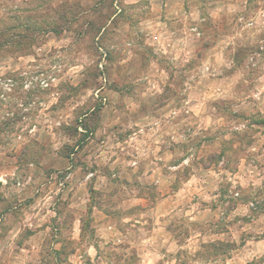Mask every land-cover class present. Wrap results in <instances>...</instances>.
<instances>
[{
  "label": "rangeland",
  "instance_id": "rangeland-1",
  "mask_svg": "<svg viewBox=\"0 0 264 264\" xmlns=\"http://www.w3.org/2000/svg\"><path fill=\"white\" fill-rule=\"evenodd\" d=\"M177 3L0 0V42L4 45L0 50V176L6 181L0 184L2 208L17 203L21 188L17 183L31 191L47 183L53 170H59L56 180L64 184L74 168L109 172L85 159L91 148L85 145L100 123V111L114 100L108 91H121L120 102L125 107L130 104L126 94L138 95L145 86V80L133 78L140 77L145 60L177 58L183 62L187 56L182 50L175 51L176 55L154 53L147 45L146 28H162L156 16L167 8L172 12L171 28L195 26L205 31L194 57L178 67L182 81L161 83L178 93L168 101L178 110L169 119L187 118L182 120L184 140L174 160L181 165L171 188L177 190L190 174L210 168L211 172L199 178L203 187L183 208L192 202L203 210H215L205 212L203 223L189 220L184 210L176 211L170 217L171 230L182 242L198 233L219 232L225 237L224 245L214 250L209 244L199 248V237H193L177 252V263L239 264L228 258L236 254L243 239L264 236V0H232L229 5L225 0H184L186 6L198 5L200 15L195 21ZM214 39L221 41L223 51L209 46ZM130 58L128 70L122 60ZM128 72L130 79L125 76ZM103 115H110L108 109ZM55 151L71 160V169H66L64 161L57 163V169H43L42 162L55 163V156L50 155ZM116 181L113 190L92 194L91 181H87L86 197L91 205L105 206L125 232L119 207L122 199L134 194L154 199L156 194ZM60 196L57 205L62 215L54 227L63 240L58 245L48 237L40 256L31 257L29 264H98L84 255L90 244L109 264H141L142 242L127 245L100 240L90 226V211L68 209ZM77 198L82 200V194ZM74 218L82 221L78 241L70 239ZM137 233L142 235L143 230ZM60 243L63 253H54ZM250 263L264 264V255Z\"/></svg>",
  "mask_w": 264,
  "mask_h": 264
},
{
  "label": "crops",
  "instance_id": "crops-1",
  "mask_svg": "<svg viewBox=\"0 0 264 264\" xmlns=\"http://www.w3.org/2000/svg\"><path fill=\"white\" fill-rule=\"evenodd\" d=\"M176 1L180 11L181 9L184 13L189 11L190 15H194L192 18L194 21L199 19L198 5L187 4L186 6L183 4L184 0ZM231 2L232 0H225L224 4L229 5ZM167 4L164 6L167 7ZM171 13L165 8L156 16L162 28H146L147 45L154 53L176 55L177 51L182 50L187 56L182 59L183 62L177 58H168L170 59L167 60L168 62L157 59L145 60V68L140 77L132 76L135 80H145L144 88L139 90L138 95L126 94L125 97L130 104L128 102L125 107L120 102L123 98L121 91L109 90L108 92L111 93L109 95L114 100L112 104H107L101 109L100 123L93 132H90L87 139L89 142L85 147L91 145V148L85 154V159L93 160V165L99 169L106 167L109 172L101 173L97 170L85 172L80 171L79 168L71 169V160L68 157H61L57 151L50 154L55 156L56 161L49 165L42 162L43 169L46 171L57 169V163L64 161L67 163L66 169L72 170L66 175L68 182L64 184L57 181V175L60 172L53 170L48 175L47 183L39 184L31 191L25 190L24 184L17 183L21 187L16 197L17 203L6 208L0 206V264H29L31 257L40 256L43 242L50 236L59 245V240L63 238L56 232L54 225L60 222L62 215L57 205L60 194L64 207L84 212L90 211L92 219L90 226L94 228L95 237L100 240L125 241L127 245L135 241L142 242L143 246L139 249L138 255L142 258L141 264H179L177 252L185 249L186 242H190L193 237H199L196 238L199 248L210 243L225 241L224 233L207 232L188 236L182 242L171 230L170 217H173L176 211L184 210L189 220L203 223L205 212L212 210H203L197 207L198 203L192 202H189L185 209L183 208L184 204L187 205L191 198L194 199V194L203 187V182L199 178L202 174L211 172L210 168H202L190 174V177L177 190L174 191L171 188L177 176V169L181 165H176L174 160L178 155L179 144L184 140L182 120L187 118L169 119L171 114H176L178 110L177 107L168 104V101L176 97L178 93L176 88L172 90L161 87V83L182 81L178 67L185 62L188 63L194 57L200 48L197 42L205 34V31H200L195 26L171 28L173 23L170 22ZM220 42L219 39H214L213 44L209 46L214 51H223L224 47ZM212 59L208 58V61L212 62ZM131 62V58L122 60V63L128 66V70ZM173 68L176 71H173ZM128 75L130 72L125 74L130 79ZM133 97H138L139 100ZM107 109L110 115L105 118L103 114ZM189 118H192L191 114ZM116 179L121 180L124 187L130 183L133 189H145L156 194L154 199H151V196L138 194L122 199L119 207L124 213L121 225L125 232L118 227L117 220L105 206L91 205L86 197L87 181H91L93 191L109 192L118 183ZM2 181L6 182L3 176H0L1 185L4 184ZM80 194L83 199H76ZM211 212L214 213L215 210ZM81 225L82 221L79 218L72 220L71 226L74 233H70V239L76 241L81 239ZM106 229L111 230L112 233L108 234ZM51 230L55 231L54 234ZM100 230L104 232L97 234ZM139 230H143L142 235L137 233ZM216 235L217 238H213ZM221 235L224 238H220ZM62 247L61 243L59 248L54 247V253L62 254ZM155 247H159V250ZM194 253L196 256L197 250ZM84 255L91 262L96 260L98 264H109L106 257L94 245H88ZM262 255H264V236L257 239L245 238L236 250V254L228 260L248 264ZM79 264L82 262L80 261Z\"/></svg>",
  "mask_w": 264,
  "mask_h": 264
},
{
  "label": "trees",
  "instance_id": "trees-1",
  "mask_svg": "<svg viewBox=\"0 0 264 264\" xmlns=\"http://www.w3.org/2000/svg\"><path fill=\"white\" fill-rule=\"evenodd\" d=\"M3 46H4V45L0 42V50L4 49ZM19 49H22V48H19ZM89 193L92 194V193H94V192H93L92 189H90V190H89ZM209 245H210V247H212V249L214 250V248H217V246H218V247H219V246H223L224 243L216 242V243H210ZM203 247H205V246H203ZM248 264H251V263H248Z\"/></svg>",
  "mask_w": 264,
  "mask_h": 264
}]
</instances>
